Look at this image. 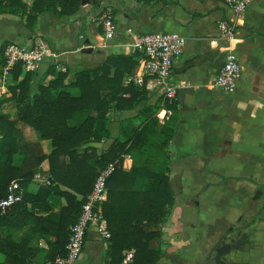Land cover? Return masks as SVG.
I'll list each match as a JSON object with an SVG mask.
<instances>
[{"label":"trees","instance_id":"trees-1","mask_svg":"<svg viewBox=\"0 0 264 264\" xmlns=\"http://www.w3.org/2000/svg\"><path fill=\"white\" fill-rule=\"evenodd\" d=\"M100 1L93 0V7ZM135 1L140 6L176 2ZM80 7L81 0H32L29 6L24 0H0V15L15 16L36 32L41 13L61 18L76 14ZM6 43H0V77ZM139 57L138 52L110 53L97 66L64 70L49 63L37 77L35 91L37 69L23 72L17 63L8 71L14 82L6 87L8 95H0V199L12 180L24 192L20 201L0 210V264H32L62 254L70 225L98 170L108 163L115 168L101 205L110 232L104 239V264L158 263L162 225L174 204L170 149L179 108L176 100L166 105L170 116L159 123L155 113L161 97L151 99L144 83L138 86L132 80ZM129 111L135 113L116 122L113 136L112 115ZM24 127L35 131L38 140L49 141V153L24 141ZM103 136L112 137L104 149L97 146ZM125 156L131 159L128 169L122 164ZM44 161L46 169L40 170ZM36 176L44 180L35 193L27 185ZM49 197L57 198L58 210ZM128 252L130 260L124 262Z\"/></svg>","mask_w":264,"mask_h":264},{"label":"crops","instance_id":"crops-1","mask_svg":"<svg viewBox=\"0 0 264 264\" xmlns=\"http://www.w3.org/2000/svg\"><path fill=\"white\" fill-rule=\"evenodd\" d=\"M24 1L29 6L32 0ZM92 4L88 0L67 17L41 13L36 32L25 28L26 45L41 39L59 53L64 68L79 60L80 65L94 67L110 53H128L124 49L130 39L127 27L141 33L174 31L186 38L185 50L173 61L170 73L179 108L170 149L174 204L162 225V255L157 264H264V201L257 210L264 195V0L247 6L233 38L222 37L217 28L226 14L220 0H176L152 6H140L135 0ZM106 9L116 24L112 39L104 38L99 24ZM6 38L0 35V43L11 41ZM83 38L90 41L93 52H81L86 46V39L79 43ZM230 47L235 48L243 74L234 90L224 92L213 79ZM47 64L39 65L35 78ZM134 113L112 115L113 136L116 122ZM22 129L24 141L49 153L48 140H38L29 127ZM111 136H103L98 148H107ZM20 161L17 155L15 162ZM46 165L44 161L40 170ZM130 165L127 159L126 169ZM43 180L36 176L27 190L41 191ZM184 183L191 189L186 199L183 188H175ZM55 203L58 210L60 203ZM105 247V240L90 226L77 264H104Z\"/></svg>","mask_w":264,"mask_h":264},{"label":"built area","instance_id":"built-area-1","mask_svg":"<svg viewBox=\"0 0 264 264\" xmlns=\"http://www.w3.org/2000/svg\"><path fill=\"white\" fill-rule=\"evenodd\" d=\"M226 9L225 18L220 20L217 28L220 35L225 38H233L236 35L239 20L247 6L254 0H220ZM104 38L112 39L115 35L116 24L109 9L101 13L99 18ZM126 35L130 38L124 43V49L128 53L138 52V66L132 80L138 85L144 86L148 93L161 97L160 108L155 113L159 123H164L170 116L166 105L176 100L177 86L170 81V73L173 61L179 57L186 46V38L179 32L156 31L136 32L134 28L127 27ZM3 55L6 61L2 76L8 75V71L17 63L21 64L23 72L36 70L43 62L56 64L57 68H65L59 63V53L50 47L45 41L37 39L30 45L8 41L4 47ZM242 65L237 57L234 47L227 49L223 64L213 79L215 87L224 92L234 90L242 78ZM144 78L146 81L143 82ZM1 95V94H0ZM125 156L123 167L126 168ZM114 163H108L98 170L97 176L90 192L87 194L81 206L78 217L69 227L68 241L62 254L52 259L33 262L32 264H77L80 258L85 236L90 226H94L97 234L102 239H108L110 232L107 222L102 214V203L107 195V179L114 171ZM24 188L16 180L8 185L7 195L0 199V210L4 212L8 207L22 199ZM128 252L124 262L130 260Z\"/></svg>","mask_w":264,"mask_h":264},{"label":"rangeland","instance_id":"rangeland-1","mask_svg":"<svg viewBox=\"0 0 264 264\" xmlns=\"http://www.w3.org/2000/svg\"><path fill=\"white\" fill-rule=\"evenodd\" d=\"M14 18L12 19L6 15H0V35H2V36L5 35V37H7L6 39H10L11 41L25 45L28 43V41L26 40L25 35H24L25 27L21 23L18 24V22ZM85 39L86 38H83L82 40L79 41V43L83 44ZM62 60H66V57L63 56ZM79 62H80V60L77 63H75L74 65L71 63L70 68L74 69V68H77L79 66H82L79 64ZM36 79L37 78H34L32 81V90L33 91H35V89H36V86H35ZM13 82L14 81L11 79V77L9 75L1 76L0 77V94L5 93L6 95H8L9 92L7 91L6 87L8 84H11ZM232 167L233 168L236 167V164H232ZM175 188L178 191L181 190V188H183V191H184L182 194L183 199H186V197L191 193L190 186H189V184H186V183H184L183 186H180V184H175ZM52 201L56 202L58 200H57V198L53 197ZM263 201H264V195H263V197H261V200H259V202H258V206H257L258 209L257 210H260L261 205L264 203ZM261 202H263V203H261ZM242 249H243V247H242Z\"/></svg>","mask_w":264,"mask_h":264},{"label":"water","instance_id":"water-1","mask_svg":"<svg viewBox=\"0 0 264 264\" xmlns=\"http://www.w3.org/2000/svg\"><path fill=\"white\" fill-rule=\"evenodd\" d=\"M87 2H88V0H81V5H84ZM85 44H86V46H84L81 49V52H83V53H91V52H93L95 50L94 47L90 44V41L88 39L85 40ZM97 51L99 52L100 50H97Z\"/></svg>","mask_w":264,"mask_h":264}]
</instances>
